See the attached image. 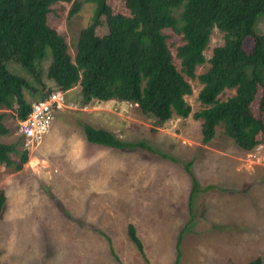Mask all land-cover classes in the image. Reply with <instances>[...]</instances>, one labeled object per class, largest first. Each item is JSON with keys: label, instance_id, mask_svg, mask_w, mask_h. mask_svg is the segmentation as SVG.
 I'll return each mask as SVG.
<instances>
[{"label": "rangeland", "instance_id": "1", "mask_svg": "<svg viewBox=\"0 0 264 264\" xmlns=\"http://www.w3.org/2000/svg\"><path fill=\"white\" fill-rule=\"evenodd\" d=\"M75 1L80 8L71 14ZM105 1L114 14H128L124 1ZM98 7L95 0L52 5L48 22L65 36L73 57L84 28L95 24L99 36L108 33L107 16L96 20ZM262 20L258 31L264 27ZM165 32L181 69L177 47L184 42L182 34L171 28ZM210 35L206 62L197 66V75L209 69L208 59L223 43L217 28ZM253 46L254 39L247 38L245 48L251 51ZM3 61L35 84L36 91L25 89L31 104L49 90H61L46 76L50 48L42 61L45 85L35 83L14 57ZM186 77L193 88L186 99L199 110L202 84L198 77ZM259 90L252 110L264 120ZM61 91L67 100L57 108L50 132L32 146L18 132L15 110L0 105L10 129L0 135V142H17L20 151H28V161L19 170L0 163V191L7 195L0 219V264H175L177 259L180 264H248L257 257L264 264V135L255 149L246 151L220 125L204 143L202 121L192 114L159 125L137 103L93 99L86 104L79 85ZM233 93L227 89L220 98ZM87 123L156 152L89 142ZM12 157L19 160L16 153ZM189 162L198 182L191 206ZM130 224L147 260L130 238Z\"/></svg>", "mask_w": 264, "mask_h": 264}, {"label": "trees", "instance_id": "2", "mask_svg": "<svg viewBox=\"0 0 264 264\" xmlns=\"http://www.w3.org/2000/svg\"><path fill=\"white\" fill-rule=\"evenodd\" d=\"M71 1L0 0V105L14 109L19 120L26 118L31 109L25 89L37 88L2 60L14 57L35 83L45 85L42 61L50 48L52 61L46 76L64 91L79 85L86 95V104L93 99L137 103L159 125L174 116L187 118L192 114L202 121L204 143H209L222 125L224 133L240 148L250 151L260 144L264 120L254 114L252 104L261 88L259 107L264 112V27L258 31L261 19L264 24V0H122L128 14H114L105 0H95L99 4L96 20L102 14L107 16L108 33L99 36L95 24L84 28L74 57L65 36L48 22L52 5ZM75 2L71 14L80 8ZM167 28L182 34L184 42L177 47L181 69L175 65L167 44ZM215 28L223 35V43L214 48L208 59L209 69L197 75V66L206 62L205 50ZM247 38L254 39L251 51L245 48ZM186 75L198 77L202 84L199 110L194 111L186 99L193 93ZM227 89L234 93L221 99ZM4 117L5 113H0V135L10 132ZM84 132L94 144L120 149L144 146L156 152L143 142L120 139L110 130L89 123L84 125ZM17 144L0 142V163L19 170L28 161V151H20ZM14 153L19 160L12 157ZM190 164L186 168L193 181L191 206L198 182ZM6 201V193L0 191V219ZM129 234L147 260L132 224ZM261 262L257 257L248 264Z\"/></svg>", "mask_w": 264, "mask_h": 264}, {"label": "built area", "instance_id": "3", "mask_svg": "<svg viewBox=\"0 0 264 264\" xmlns=\"http://www.w3.org/2000/svg\"><path fill=\"white\" fill-rule=\"evenodd\" d=\"M67 100L61 90L48 92L43 98L33 101L26 118L19 120L18 132L25 140V145L38 144L51 130L57 108ZM71 102L68 107L72 106Z\"/></svg>", "mask_w": 264, "mask_h": 264}]
</instances>
